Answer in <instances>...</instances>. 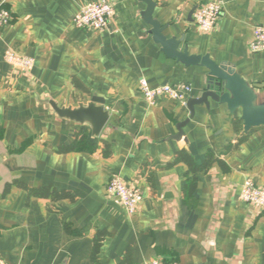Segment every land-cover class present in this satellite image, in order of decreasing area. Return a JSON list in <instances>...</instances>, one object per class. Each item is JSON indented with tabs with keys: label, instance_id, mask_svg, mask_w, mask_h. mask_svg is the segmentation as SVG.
<instances>
[{
	"label": "crops",
	"instance_id": "obj_1",
	"mask_svg": "<svg viewBox=\"0 0 264 264\" xmlns=\"http://www.w3.org/2000/svg\"><path fill=\"white\" fill-rule=\"evenodd\" d=\"M96 1L0 0L13 19L0 30V256L10 264H264V208L241 199L247 180L264 188V127L239 135L232 122L241 112L210 100L177 139L191 117L187 105H148L139 82L189 84V101L206 91L208 71L163 53L141 0H109L115 16L106 31L77 29L74 17ZM152 1L154 19L181 51L234 65L264 96V52L250 49L264 0ZM210 1L223 13L203 34L190 16ZM10 48L35 60L31 74L5 63ZM93 97L110 113L97 138L48 104L78 107ZM81 137L85 151H65ZM181 152L195 168L210 152L215 162L191 170ZM115 176L141 191L136 214L107 195Z\"/></svg>",
	"mask_w": 264,
	"mask_h": 264
},
{
	"label": "water",
	"instance_id": "obj_2",
	"mask_svg": "<svg viewBox=\"0 0 264 264\" xmlns=\"http://www.w3.org/2000/svg\"><path fill=\"white\" fill-rule=\"evenodd\" d=\"M147 4V10L143 14L145 23L152 27L154 41L161 46L163 53L169 58L182 63L186 67H202L208 71L209 81L206 91L199 99H190L187 107L191 117L178 125L180 139L184 136L183 128L194 117L195 107L205 105L210 109V100L226 105L231 113L241 112L243 133L248 134L253 129L264 127V96H262L251 84L244 79L230 63L218 64L209 55H190L186 48L180 50L181 41L176 38L168 39L164 32L166 27L154 19L153 14L156 4L152 0H141ZM191 13L190 20L193 22ZM53 113L67 122L81 126H89L93 137H99L110 119L109 111H106L105 99L93 97L88 104H79L78 107H60L55 101H48Z\"/></svg>",
	"mask_w": 264,
	"mask_h": 264
},
{
	"label": "built area",
	"instance_id": "obj_3",
	"mask_svg": "<svg viewBox=\"0 0 264 264\" xmlns=\"http://www.w3.org/2000/svg\"><path fill=\"white\" fill-rule=\"evenodd\" d=\"M222 13L223 4L220 1H210L201 5L195 11V25L201 33L210 34L215 29ZM114 16L115 9L109 0H98L86 4L74 17L73 24L80 30L103 32L109 29ZM12 20L11 12L0 8V30L9 26ZM253 34V41L250 45L252 53H263L264 26H256ZM4 61L13 70L22 75L31 74L35 67V60L33 58L21 55L14 48H10L5 52ZM139 90L145 102L151 106L156 105L161 99H169L187 105L188 96L192 92V87L185 83L151 87L146 79H141L139 82ZM106 193L110 197L116 198L130 215L136 214L143 202L141 191L129 186L118 176L111 178L107 184ZM241 199L244 203L264 208V188L256 186L251 180H247L242 187ZM0 264L10 263L0 256ZM148 264L177 263L154 260Z\"/></svg>",
	"mask_w": 264,
	"mask_h": 264
},
{
	"label": "trees",
	"instance_id": "obj_4",
	"mask_svg": "<svg viewBox=\"0 0 264 264\" xmlns=\"http://www.w3.org/2000/svg\"><path fill=\"white\" fill-rule=\"evenodd\" d=\"M2 9L8 10L6 8H2ZM232 123H233V127H234L236 133L240 135L242 130H243V122L241 121V119H236V120H233ZM249 135H243L239 139V144L244 143L249 138ZM85 150H86V145H85V138L84 137L77 139V141L71 147L65 149V151H68V152H73V151H80L81 152V151H85ZM179 157H181L182 160L187 162V164L191 170L197 168V167L195 168L194 163H193V159L187 152H183V153L181 152ZM214 162H215L214 155L212 152H210L209 155L207 156L206 162L203 164V166L198 167L197 169H200V170L206 169L210 165L214 164ZM193 166H194V168H193ZM102 238H103L102 235L101 236L97 235V237L95 238L93 257H96V255L100 251L101 244H102Z\"/></svg>",
	"mask_w": 264,
	"mask_h": 264
}]
</instances>
